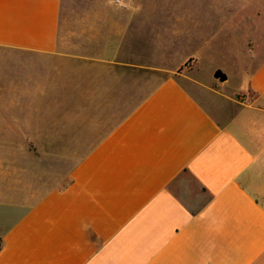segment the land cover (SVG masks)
<instances>
[{"label": "crops", "instance_id": "1", "mask_svg": "<svg viewBox=\"0 0 264 264\" xmlns=\"http://www.w3.org/2000/svg\"><path fill=\"white\" fill-rule=\"evenodd\" d=\"M63 2L0 0V264H264V53L198 73L247 0Z\"/></svg>", "mask_w": 264, "mask_h": 264}, {"label": "rangeland", "instance_id": "2", "mask_svg": "<svg viewBox=\"0 0 264 264\" xmlns=\"http://www.w3.org/2000/svg\"><path fill=\"white\" fill-rule=\"evenodd\" d=\"M76 2L77 0H64L63 4L64 7H69ZM247 6L250 14L255 17L254 41L248 38V31L238 29L240 30L238 32L233 26L234 19L231 13L229 16V13L225 12L223 34H219L218 37L209 35L207 43L203 46L201 59L198 60V73L201 77L208 83L210 80L213 81L214 78L211 75V71L214 68L222 70L227 75L226 80L217 82V90L241 88L248 83L252 70L258 65L259 59L263 57L264 43L258 45L255 42L264 38V0H247ZM67 14L70 15L71 12H67ZM247 14L250 15L249 13ZM79 47L86 50L87 44ZM13 51L14 49L0 47V77L4 76L0 81L1 84H6L7 82V77L2 74L7 68L8 57ZM191 64L193 62L187 61L185 66L189 67ZM0 95H2L1 98H8L6 91L4 93L1 92ZM238 96L244 95L238 94Z\"/></svg>", "mask_w": 264, "mask_h": 264}, {"label": "water", "instance_id": "3", "mask_svg": "<svg viewBox=\"0 0 264 264\" xmlns=\"http://www.w3.org/2000/svg\"><path fill=\"white\" fill-rule=\"evenodd\" d=\"M213 75L220 81H224L227 78V75L220 69H216Z\"/></svg>", "mask_w": 264, "mask_h": 264}, {"label": "built area", "instance_id": "4", "mask_svg": "<svg viewBox=\"0 0 264 264\" xmlns=\"http://www.w3.org/2000/svg\"><path fill=\"white\" fill-rule=\"evenodd\" d=\"M115 2H116V3H118V2H119V0H115Z\"/></svg>", "mask_w": 264, "mask_h": 264}]
</instances>
